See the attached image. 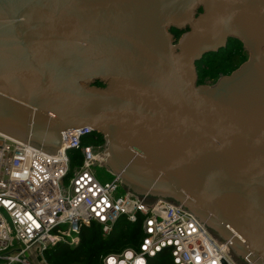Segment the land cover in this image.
I'll use <instances>...</instances> for the list:
<instances>
[{"label":"water","instance_id":"obj_1","mask_svg":"<svg viewBox=\"0 0 264 264\" xmlns=\"http://www.w3.org/2000/svg\"><path fill=\"white\" fill-rule=\"evenodd\" d=\"M228 40L245 60L197 83ZM83 126L104 137L97 182L264 264V0H0V132L55 156Z\"/></svg>","mask_w":264,"mask_h":264},{"label":"built area","instance_id":"obj_2","mask_svg":"<svg viewBox=\"0 0 264 264\" xmlns=\"http://www.w3.org/2000/svg\"><path fill=\"white\" fill-rule=\"evenodd\" d=\"M60 134L52 156L0 132V264H48L43 251L65 237L76 245L81 225L97 223L106 235L120 217L139 223L138 246L108 253L99 264H147L162 249L169 251L173 264L239 263L181 205L162 197H153V202L129 198L130 190L116 173H110L108 183L97 182L89 164L103 156L104 137L95 142L91 127ZM73 150L80 162L71 169Z\"/></svg>","mask_w":264,"mask_h":264},{"label":"trees","instance_id":"obj_3","mask_svg":"<svg viewBox=\"0 0 264 264\" xmlns=\"http://www.w3.org/2000/svg\"><path fill=\"white\" fill-rule=\"evenodd\" d=\"M235 42L236 46L227 45L224 51L220 49L201 58H206V60L210 58L208 61L210 63L204 64L202 61L200 68H196L197 83H203L206 79L214 80L220 74H228L245 60V51L238 41ZM100 140L101 135L96 133L95 142ZM69 159V168L77 165L80 162L79 152L77 150L70 151ZM77 237L78 242L74 246H71L68 237H65L62 241L45 249L42 253L44 260L48 264H99L101 258L108 253L119 252L125 247L137 248L141 230L138 222L130 223L120 217L106 235H102L100 226L92 222L89 226L81 225ZM147 264H173V262L169 251L162 249L152 257H148Z\"/></svg>","mask_w":264,"mask_h":264},{"label":"rangeland","instance_id":"obj_4","mask_svg":"<svg viewBox=\"0 0 264 264\" xmlns=\"http://www.w3.org/2000/svg\"><path fill=\"white\" fill-rule=\"evenodd\" d=\"M219 50H220V49H219ZM222 51H224V48L222 49ZM219 53H221V52H219ZM219 53H216V54H219ZM214 55H215V54H214ZM214 55H212V56H214ZM202 61H203L204 64H206V63L208 64V63H210V62H208V61H210V58H208V60H206V58H205V59L203 58V59H200V60L196 61V68H197V69L200 68ZM73 167H74V165L71 167V169H72ZM93 167H95V165H94ZM110 177H111V174H110V176H109V179H110ZM64 183H65V184L67 183V178L64 179ZM119 192H120V191H118L116 194H118ZM215 237L218 238V236H215ZM12 244H13V246H15V241H13ZM233 256H234L235 260L239 262V258H238V256H236V255H234V254H233Z\"/></svg>","mask_w":264,"mask_h":264},{"label":"flooded vegetation","instance_id":"obj_5","mask_svg":"<svg viewBox=\"0 0 264 264\" xmlns=\"http://www.w3.org/2000/svg\"><path fill=\"white\" fill-rule=\"evenodd\" d=\"M227 45L236 46V42L234 40H228ZM203 83H206V80H204Z\"/></svg>","mask_w":264,"mask_h":264}]
</instances>
